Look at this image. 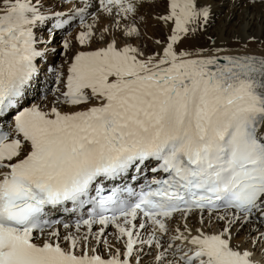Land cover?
Returning <instances> with one entry per match:
<instances>
[{
	"label": "snow or ice",
	"instance_id": "1",
	"mask_svg": "<svg viewBox=\"0 0 264 264\" xmlns=\"http://www.w3.org/2000/svg\"><path fill=\"white\" fill-rule=\"evenodd\" d=\"M60 2L70 11L0 0V264H262L264 52L246 50L257 38L235 53L181 48L210 24L203 0ZM149 19L168 33L151 53L135 43ZM76 20L87 50L56 72L50 107L26 105L40 45ZM69 203L92 207L62 233L50 214Z\"/></svg>",
	"mask_w": 264,
	"mask_h": 264
},
{
	"label": "bare ground",
	"instance_id": "2",
	"mask_svg": "<svg viewBox=\"0 0 264 264\" xmlns=\"http://www.w3.org/2000/svg\"><path fill=\"white\" fill-rule=\"evenodd\" d=\"M203 2L211 6L212 16H211L210 24L207 27L206 31L199 34L195 39L185 40L184 43L180 45L181 48L194 47V48H203L208 50V49H213L215 47H223L226 49H230L233 53H235L237 51L245 50L243 48V45L246 42H248L249 37L254 36L257 38L256 42H248V47L246 50L256 54H260L261 52H264V45L260 43V41H264V4H256L255 6H251L248 3V0H203ZM68 8L69 7H67V9ZM146 10L147 9H145V13L149 14V12ZM157 10H160L161 12L164 11L163 4H160L155 9L156 12ZM90 11H95V9H90ZM224 12H226V15H224L225 17L223 18V20L220 21L217 26L214 24L215 25L214 26L213 21L217 19V17L218 18L221 17ZM89 21L91 22V20ZM150 23H151L150 20H148L147 25L141 29L142 34H146L148 29H152ZM156 26L157 27H154V31H153L156 34V36L155 37L153 36L154 38H152L155 50L157 49V45L154 43V41L157 39L163 41L166 39V36L168 34L167 30L162 25L156 23ZM237 40L239 42H237ZM136 41H135L136 45L139 46L138 42ZM212 41H215V43L213 44ZM81 50H85V49L81 48L80 46L76 52ZM206 54L208 53L206 52ZM47 62L48 61L46 60H42L40 62L41 66L51 67V65H48ZM70 62L71 59L69 62H67V64L69 65ZM68 65L66 66V71ZM41 79H42V74L38 73L37 79L28 89L27 99H29L31 96L33 97L37 96V94L40 93L41 90L43 89V85H42L43 82L44 83L48 82V81L45 82L44 80L41 81ZM54 101H55L54 99L53 100L48 99V101H45L44 104H40L39 102L41 101L34 100L32 103L40 104L45 108H47L50 107L54 103ZM205 219L207 220V217H205ZM189 222L194 226H198V217L193 216ZM215 226L216 225L213 223L210 230H215L216 229ZM257 226L258 225L254 224V225H250L249 227L255 228ZM96 227L98 230L100 226L94 225V229ZM245 229L246 232H248V228ZM60 231L63 233L65 230L62 229ZM81 231L83 232L84 229L82 228ZM108 234H109V229H108ZM234 243H241V242L234 239ZM255 259L259 261V256L256 255Z\"/></svg>",
	"mask_w": 264,
	"mask_h": 264
},
{
	"label": "rangeland",
	"instance_id": "3",
	"mask_svg": "<svg viewBox=\"0 0 264 264\" xmlns=\"http://www.w3.org/2000/svg\"><path fill=\"white\" fill-rule=\"evenodd\" d=\"M49 3L51 6H54L56 8V10L63 11L65 13L69 12L70 8H71L70 7L71 3H68V2L61 3L60 0H49ZM67 7H69V8L67 9ZM146 11H148L149 14L153 12L152 9H147ZM157 12H161V11L157 10ZM224 15H226V12H224L221 17H219V18L217 17V19H215L213 21V25L215 24L217 26L219 24V22L222 21L223 18L225 17ZM149 20L151 22L150 25H151L152 29H148L146 34H143L142 39H139L136 42H138L139 46H146V51L151 53L155 50L152 38H154L156 36V34L153 31H154V27H157V26H156V22L154 19H149ZM91 22L89 20L87 21V23H91ZM109 23H110L109 20L103 19V20H100L98 22L97 26H98V28H103L105 26H108ZM82 30L83 29L79 26V21L78 20L73 21L65 29L57 30L54 34V38L51 40V43L47 44V46L40 45V50L44 52V56L42 58L38 59V61L46 60V61H48L47 62L48 65H51V67H48V66L44 67V69L41 71V74H42L41 81L44 80L45 82L46 81H48V82L47 83L43 82L42 85H43L44 91L42 89L41 92L42 91L43 92L42 93L40 92L41 94L38 93V95L33 97L30 101H28L26 103V105L30 106V104H32V102L34 100L35 101H41V102H39L40 104H44V102L48 101V99L49 100H53V99L55 100V97L53 95L52 90H54L58 87H62V84L58 85L56 83V72L58 70L60 72H66V66L68 65L67 62H69L70 59L77 53L76 51L80 47L78 41L76 40V36ZM38 34L44 40L49 39L47 31L41 32L40 30H38ZM65 41H67L70 45V47L67 50H65L63 48V44ZM96 46H97V44H95V43L92 45L93 48H95ZM84 49L87 50V48H84ZM51 62H52V64H51ZM44 85H45V88H44ZM216 227L217 226H215V228ZM62 229H63V227H60V230H62ZM94 230H97V227ZM114 232H115L114 227H110L109 228V234H108L109 238H111V236L114 234ZM247 235H248V232H246V229H244L241 231V233L235 239L240 241V242H243L245 240V238L247 237ZM256 255L259 256V261H261L262 264H264V257L261 256V253L259 252V250H257Z\"/></svg>",
	"mask_w": 264,
	"mask_h": 264
}]
</instances>
